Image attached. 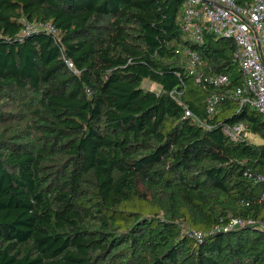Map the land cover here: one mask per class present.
<instances>
[{"label":"trees","instance_id":"obj_1","mask_svg":"<svg viewBox=\"0 0 264 264\" xmlns=\"http://www.w3.org/2000/svg\"><path fill=\"white\" fill-rule=\"evenodd\" d=\"M184 4L0 0V264H264V118L233 95L234 41L195 42Z\"/></svg>","mask_w":264,"mask_h":264},{"label":"built area","instance_id":"obj_2","mask_svg":"<svg viewBox=\"0 0 264 264\" xmlns=\"http://www.w3.org/2000/svg\"><path fill=\"white\" fill-rule=\"evenodd\" d=\"M27 30L36 26L45 27L57 33L52 24L26 23ZM182 30L195 42H202L207 32L229 37L236 46L235 55L242 73V83L233 90V95L241 104L249 103L264 118V0H252L248 5H240L235 0H185L181 21ZM187 70L195 75L196 81L205 86L219 87L229 83L230 76L222 72H204L200 70L204 61L197 51L180 49ZM73 67V63L69 61ZM218 92L208 98V111H215L219 101ZM186 115H191L186 108ZM224 131L235 141L249 138L252 134L249 124L235 122L223 126ZM264 200V192L260 196ZM253 220L234 218L229 228ZM261 227L264 224L258 221ZM183 230L202 239L203 233L192 230L182 224ZM225 227L224 229H227Z\"/></svg>","mask_w":264,"mask_h":264},{"label":"rangeland","instance_id":"obj_3","mask_svg":"<svg viewBox=\"0 0 264 264\" xmlns=\"http://www.w3.org/2000/svg\"><path fill=\"white\" fill-rule=\"evenodd\" d=\"M250 138H251L252 140H254V141H260V138H259L257 135H255V134H251V135H250Z\"/></svg>","mask_w":264,"mask_h":264},{"label":"crops","instance_id":"obj_4","mask_svg":"<svg viewBox=\"0 0 264 264\" xmlns=\"http://www.w3.org/2000/svg\"><path fill=\"white\" fill-rule=\"evenodd\" d=\"M259 137V136H258ZM260 138V137H259ZM260 140H261V138H260Z\"/></svg>","mask_w":264,"mask_h":264}]
</instances>
